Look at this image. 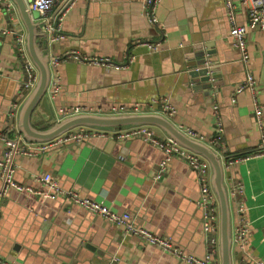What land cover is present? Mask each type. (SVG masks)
<instances>
[{
	"label": "crops",
	"instance_id": "obj_1",
	"mask_svg": "<svg viewBox=\"0 0 264 264\" xmlns=\"http://www.w3.org/2000/svg\"><path fill=\"white\" fill-rule=\"evenodd\" d=\"M65 8V38L51 44L46 37L39 39L50 58L48 95L56 115L71 106L112 113L115 107L140 104L143 112L161 113L182 131L190 128L199 133V139L212 146L224 164L232 239L242 206L250 229L248 252L264 260V156L227 162L228 154L257 149L264 126L256 122L252 94L234 93L246 77V67L233 45L223 1L161 0L155 23L150 21L145 0H69ZM17 17L10 22L7 7L0 0V27L10 29L0 33V130L10 135L20 133L19 109L27 97L21 92L26 70L12 32L18 28L26 35V29ZM237 21H247L243 7ZM138 39L158 41L160 46L150 50L137 43ZM246 41L251 55L249 69L256 78L259 102L264 104V29L249 30ZM66 51L109 56L124 66L112 68L73 59L52 64V55ZM126 52L135 59L129 62ZM200 52L211 67H216L212 89L195 88L189 74ZM57 80L59 91L53 94L52 85ZM166 101L175 112L163 109ZM262 118L264 123V112ZM219 119L224 130L217 144L212 139ZM150 126L158 138L169 137L160 127ZM120 129H100L106 135L20 155L16 158V179L42 189L43 184L32 175L50 172L65 189L78 191L113 211L129 212L137 226L170 237L188 253L205 256L209 244L198 205L196 172L184 158L173 156L157 179L165 152L145 137L117 139L111 132ZM2 149L0 142V157ZM237 187L242 190L235 194ZM123 230L63 198L52 200L10 189L0 199V255L20 264H190ZM241 257L233 243L234 264H243ZM216 264H221L220 251Z\"/></svg>",
	"mask_w": 264,
	"mask_h": 264
},
{
	"label": "built area",
	"instance_id": "obj_2",
	"mask_svg": "<svg viewBox=\"0 0 264 264\" xmlns=\"http://www.w3.org/2000/svg\"><path fill=\"white\" fill-rule=\"evenodd\" d=\"M4 1L7 12L14 15L17 11L16 5L12 0ZM32 0L28 2L30 10H38L42 17L46 16L47 19L45 28L48 32V42L56 43L65 38L63 31L62 19L65 15V7L68 5L69 0ZM161 0H145L147 13L149 14L151 23L157 21L156 9ZM226 9V17L230 23V34L233 37V45L237 48L241 54V59L246 67V77L243 82L235 87L234 93L238 94L243 91H248L252 94L255 104L256 122L262 128L264 104L259 102L258 90L256 85V78L252 70L249 69L248 62L250 61V52L248 49L246 34L251 29H264V0H239L238 3L235 0H222ZM57 5V6H56ZM243 7L246 10L247 21L239 23L237 21V14ZM54 18L50 17L54 14ZM16 16V15H15ZM16 28L12 32L16 36V43L18 47L21 59H23L24 67L26 70V79L21 85L22 95H28L37 85L39 80V70L33 63L27 53L25 33L18 31ZM10 29L0 27V33H9ZM140 45H146L150 50H157L160 46V42H153L149 40H137ZM76 60L80 62H88L92 64L104 65L112 68H122L124 65L117 64L109 56L99 55H83L76 51H66L62 55H52L51 62L54 65L67 60ZM126 59L129 62L135 59V55L131 52H126ZM59 91L58 80L52 85V92L56 94ZM233 97V101H235ZM215 113L218 112V105L213 106ZM163 109L169 113L175 112L173 106L166 101L163 105ZM93 107L87 106H71L60 111V117H65L77 113H98L93 111ZM140 104L131 106L129 108L120 106L113 108L112 113H128V112H143ZM217 133L212 139L213 143H216L221 139L223 133V126L221 120H217ZM107 132L94 128L89 129L87 126L76 127L69 130L55 139L47 142H30L21 133L10 135L8 131L0 130V142L2 143V156L0 157V199L7 195L10 189H16L18 191H26L39 197L55 200L57 198H63L69 201L71 204L81 206L91 213L99 214L110 222L116 225L122 226L123 231L126 234H134L143 238L147 243L155 245L165 251H168L175 255L177 258L182 259L190 264H216V256L220 251V208L219 200L216 192L214 191L211 183V164L207 158L203 155L196 153L178 143L171 137L165 139L158 138L155 131L150 125L133 126L126 129L115 130L111 132L117 139H130L134 137H145L147 140L153 142L159 148H161L165 154L166 159L161 163L159 172L156 178L159 179L166 171L168 160L173 157L184 158L189 166L196 172L199 179V200L198 205L203 211V232L208 240L209 249L205 256L200 257L192 253H188L176 245L170 237L159 236L149 229L137 226L135 221L131 217L129 212L119 213L113 211L107 205L98 202L89 197H83L78 191L72 189H65L50 172L34 173L33 180L42 183L44 188H35L33 186L19 182L16 179L18 163L16 158L20 155H34L39 151L53 144L67 143L71 141H82L86 138L106 135ZM185 133L189 136L199 139V133L187 128ZM264 156V135L258 145V148L246 156L228 159L229 164H233L239 160H243L252 156ZM241 187L235 189V194L240 193ZM245 208L240 206L238 216V223L235 226L233 243H235L241 253V260L243 264H264V260L254 257L248 252V244L250 237L249 222L244 218ZM0 264H20L19 262L11 259L4 258L0 255Z\"/></svg>",
	"mask_w": 264,
	"mask_h": 264
},
{
	"label": "water",
	"instance_id": "obj_3",
	"mask_svg": "<svg viewBox=\"0 0 264 264\" xmlns=\"http://www.w3.org/2000/svg\"><path fill=\"white\" fill-rule=\"evenodd\" d=\"M17 8L14 15L8 13V19L17 17L26 29L27 53L39 70V80L35 88L27 95L19 109L18 129L30 142H47L76 127L87 126L97 129H120L140 125H154L163 129L169 137L182 146L203 155L211 164V183L217 194L220 208V256L221 264H234L232 239V214L229 190L225 183V169L221 155L210 145L193 138L179 129L174 123L158 112L128 113H77L65 117L56 115L48 95L51 79L50 58L44 53L39 39L46 37L47 19L38 10H30L28 2L32 0H12ZM54 14L50 17L54 18ZM16 15V16H15ZM1 38V37H0ZM189 74L195 88L212 89L216 78V67H211L204 53L196 55ZM23 61V59H22ZM201 83H200V82ZM59 111V110H58Z\"/></svg>",
	"mask_w": 264,
	"mask_h": 264
},
{
	"label": "trees",
	"instance_id": "obj_4",
	"mask_svg": "<svg viewBox=\"0 0 264 264\" xmlns=\"http://www.w3.org/2000/svg\"><path fill=\"white\" fill-rule=\"evenodd\" d=\"M217 144L220 143V140H218L216 142ZM256 150V149H255ZM255 150H252V151H245V152H242V153H235V154H228L227 155V159H232V158H238V157H243V156H246L247 154H250L252 152H254Z\"/></svg>",
	"mask_w": 264,
	"mask_h": 264
}]
</instances>
